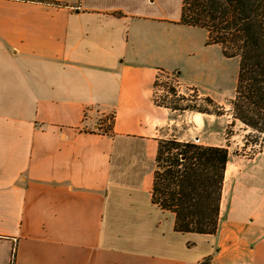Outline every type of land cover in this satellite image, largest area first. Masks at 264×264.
<instances>
[{"label":"crops","instance_id":"crops-1","mask_svg":"<svg viewBox=\"0 0 264 264\" xmlns=\"http://www.w3.org/2000/svg\"><path fill=\"white\" fill-rule=\"evenodd\" d=\"M181 15L182 0H0V264H264V153L219 138L231 115L155 103L163 69L220 104L200 80L221 79V47ZM93 106L112 135L88 131ZM169 137L229 150L215 235L152 202Z\"/></svg>","mask_w":264,"mask_h":264},{"label":"trees","instance_id":"trees-1","mask_svg":"<svg viewBox=\"0 0 264 264\" xmlns=\"http://www.w3.org/2000/svg\"><path fill=\"white\" fill-rule=\"evenodd\" d=\"M180 23L207 30L208 45H219L228 59L238 58L235 95L229 109L210 96L186 97L174 87L178 75L159 69L154 84L155 103L177 113L231 115L232 122L227 129L240 124L255 132L256 142L260 138L263 141L264 0H182ZM172 74L178 80H170ZM161 86H164L163 92H159ZM105 133L112 135L113 126H108ZM230 134L232 130L228 140ZM228 159L226 147L204 146L179 141L176 137L159 140L152 202L175 214L177 232L218 233ZM212 259L210 255L203 263L209 264ZM14 260L15 254L13 264Z\"/></svg>","mask_w":264,"mask_h":264},{"label":"rangeland","instance_id":"rangeland-1","mask_svg":"<svg viewBox=\"0 0 264 264\" xmlns=\"http://www.w3.org/2000/svg\"><path fill=\"white\" fill-rule=\"evenodd\" d=\"M221 55L223 56V62L221 64V67L217 69L221 79L218 80V82L216 83L215 82L209 83V80H206V82L200 80V83L201 85L207 87L211 91V94L214 97H216V99H218V102L221 105H223V95L232 94L236 88L237 79H238L239 61L237 59H227L224 57L222 53ZM186 77L188 79H193V78L198 79V75L196 72H192L191 74H186ZM185 88L195 89L194 87H185ZM200 97L204 98L201 95ZM227 104H228L227 109H229L230 104L229 103ZM87 116L94 117V119H96L95 126L90 128L91 130H88L90 132L94 131L97 133L107 134L105 133V131H107V127L113 126V117H114L113 111L105 113V112H101V109H99L98 106H93L89 108V113H87ZM221 121L223 122V119H221ZM218 123L221 124V122L219 121ZM230 123H228V125L226 126V128H224V130L223 127H221V125L219 124L216 125V128L219 129L218 136L222 141H223V137L224 139L228 138V134L230 133V130H232V134H230V137H231V146L233 151L238 149L241 154H245V155H252V154L257 155L260 152L264 153V140L262 141L260 138V140L256 142L257 138H255L254 136L255 132H253L252 129L245 128L240 124H236V126H233V128L227 129ZM246 144L247 147H245Z\"/></svg>","mask_w":264,"mask_h":264},{"label":"built area","instance_id":"built-area-1","mask_svg":"<svg viewBox=\"0 0 264 264\" xmlns=\"http://www.w3.org/2000/svg\"><path fill=\"white\" fill-rule=\"evenodd\" d=\"M169 79L170 80H172V79L178 80L176 75H174V74H172ZM174 87L176 88V90L179 94H184V95H186V97L193 98V95H198V98L200 97V95L198 94V92H196L195 89L185 88L184 86H182V84L179 82V80H178V82H174ZM183 87H184V89H183ZM163 91H164V86H161V88H159V92H163ZM197 141H199V140L197 139Z\"/></svg>","mask_w":264,"mask_h":264}]
</instances>
